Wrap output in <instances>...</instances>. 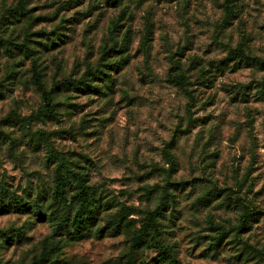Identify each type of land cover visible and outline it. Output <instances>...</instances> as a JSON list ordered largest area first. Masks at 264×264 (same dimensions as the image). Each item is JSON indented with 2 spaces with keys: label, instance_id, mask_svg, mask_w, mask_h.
<instances>
[{
  "label": "rangeland",
  "instance_id": "obj_1",
  "mask_svg": "<svg viewBox=\"0 0 264 264\" xmlns=\"http://www.w3.org/2000/svg\"><path fill=\"white\" fill-rule=\"evenodd\" d=\"M19 2L0 0V264H264V0ZM57 171L91 188L96 237L56 232ZM162 197L170 260L131 245Z\"/></svg>",
  "mask_w": 264,
  "mask_h": 264
},
{
  "label": "trees",
  "instance_id": "obj_2",
  "mask_svg": "<svg viewBox=\"0 0 264 264\" xmlns=\"http://www.w3.org/2000/svg\"><path fill=\"white\" fill-rule=\"evenodd\" d=\"M118 0H114L116 2ZM18 9L25 11V2L20 0ZM152 34V25H146V34L143 40H148ZM259 65H264V62H258ZM39 87L43 88V84L40 79L37 80ZM249 86H240L234 88V95L246 96L249 91ZM45 99L49 105L45 106L42 113L49 114L54 110V101L51 94L44 92ZM41 114V113H40ZM219 196L217 190L210 189L202 194L195 204L200 203H211L216 200ZM94 196L92 197L91 188L84 183V178L78 175L72 177H65L61 172L55 173V190L52 195V205L54 207V221L56 222V232L60 236H67L68 238L76 241H84L96 237L98 233L95 231V215L98 211L99 202H93ZM207 204V205H208ZM3 205L0 202V209ZM170 209V201L166 197L160 198V202L156 208L149 213L145 224L142 226L139 233L132 239L131 245L135 249L141 248L146 241V238L152 234L157 237L158 240L155 242L156 248L159 251L160 256L167 255L170 260V218L167 217ZM176 209L172 210L175 213ZM246 218L255 221V214L247 211ZM244 229V228H242ZM226 235L220 234L212 238L210 243L209 251L213 252V258L218 257L220 248L226 240ZM246 250L252 248L246 247ZM45 261L41 259V263ZM173 261V260H172Z\"/></svg>",
  "mask_w": 264,
  "mask_h": 264
}]
</instances>
